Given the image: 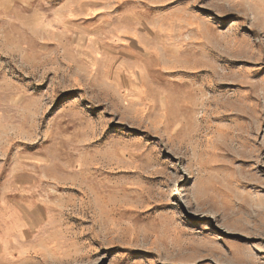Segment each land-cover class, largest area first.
Segmentation results:
<instances>
[{
	"label": "rangeland",
	"instance_id": "rangeland-1",
	"mask_svg": "<svg viewBox=\"0 0 264 264\" xmlns=\"http://www.w3.org/2000/svg\"><path fill=\"white\" fill-rule=\"evenodd\" d=\"M0 264H264V0H0Z\"/></svg>",
	"mask_w": 264,
	"mask_h": 264
}]
</instances>
